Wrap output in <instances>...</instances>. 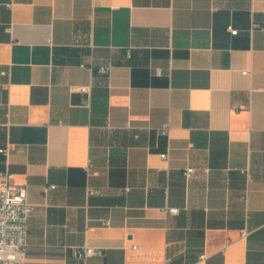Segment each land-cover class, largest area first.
<instances>
[{
	"label": "crops",
	"instance_id": "crops-1",
	"mask_svg": "<svg viewBox=\"0 0 264 264\" xmlns=\"http://www.w3.org/2000/svg\"><path fill=\"white\" fill-rule=\"evenodd\" d=\"M9 143L26 264H264V0H0Z\"/></svg>",
	"mask_w": 264,
	"mask_h": 264
},
{
	"label": "built area",
	"instance_id": "built-area-1",
	"mask_svg": "<svg viewBox=\"0 0 264 264\" xmlns=\"http://www.w3.org/2000/svg\"><path fill=\"white\" fill-rule=\"evenodd\" d=\"M110 67L102 66L101 72H107ZM243 73L249 74V70ZM81 91H90V86L79 87ZM161 133H170V124L166 123L161 128ZM13 149V144L9 143L0 149V152L7 156L6 167L0 170V264H26L27 261V239H28V219L34 208L28 201L27 187L21 185L12 187L9 182V154ZM165 159L169 158V153H162ZM195 171L190 167L186 173L191 174ZM54 188V185L49 186ZM170 212L177 213V208H170ZM135 247V246H134ZM73 254L85 260L87 257L103 253L102 249L83 244L71 246Z\"/></svg>",
	"mask_w": 264,
	"mask_h": 264
}]
</instances>
